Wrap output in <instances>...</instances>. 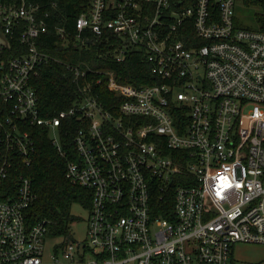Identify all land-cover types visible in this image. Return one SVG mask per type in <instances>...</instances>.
<instances>
[{"label": "built area", "instance_id": "2783aa9c", "mask_svg": "<svg viewBox=\"0 0 264 264\" xmlns=\"http://www.w3.org/2000/svg\"><path fill=\"white\" fill-rule=\"evenodd\" d=\"M238 2L88 0L77 40L107 41L101 57L117 63L140 55L149 82L69 66L77 95L46 118L33 82L51 60L38 46L48 14L0 0V264H233L236 245H264V32L238 25ZM105 84L116 107L94 92ZM64 121L79 124L65 145ZM41 129L66 178L92 193L85 241H63L50 262L45 223L26 221L36 195L22 172ZM155 196L172 201L169 217L154 215Z\"/></svg>", "mask_w": 264, "mask_h": 264}, {"label": "trees", "instance_id": "16d2710c", "mask_svg": "<svg viewBox=\"0 0 264 264\" xmlns=\"http://www.w3.org/2000/svg\"><path fill=\"white\" fill-rule=\"evenodd\" d=\"M42 7L48 14V32L38 40L41 50L51 56V60L33 82L39 98V107L43 117H53L57 112L71 106L77 95V84L69 66L80 70L107 69L114 71L120 83H131L136 86L149 82V69L142 62L140 55H132L124 63H117L110 58H103L112 49L107 41L96 39L92 34H83L86 43L77 40L76 19L88 9V0H29ZM243 4L244 15L252 19V24H243L239 16L236 21L240 27L264 32V0H239ZM57 28L63 29L65 39L57 33ZM10 55L17 52L18 41L10 40ZM84 83V80L80 81ZM99 100L105 107L113 108L120 99L108 91L105 86L94 88ZM72 129L67 133V124ZM74 121H64L61 129L62 142L65 145L72 140L78 127ZM67 148V147H66ZM66 162L53 146L48 129H41L36 139L33 161L29 168L23 169L32 180V188L36 195L26 211V221L29 226L44 222L47 235L62 237L63 241L71 240L70 223L74 221L71 209L74 204H80L87 210L91 207L92 193L78 185L72 184L65 175ZM172 201L164 202L159 197L154 198V215L169 217L165 207L172 212Z\"/></svg>", "mask_w": 264, "mask_h": 264}, {"label": "rangeland", "instance_id": "374dc122", "mask_svg": "<svg viewBox=\"0 0 264 264\" xmlns=\"http://www.w3.org/2000/svg\"><path fill=\"white\" fill-rule=\"evenodd\" d=\"M237 16L243 24H252V19L244 15L243 4L239 1L237 4ZM71 214L75 218L70 223V233L72 241L81 243L87 237V220L89 212L80 204H74L71 209ZM63 243L62 237H46V247L44 260L46 262L52 261L51 255L54 253L56 247H60ZM61 261L64 258L60 255L58 257ZM233 264H264V245L261 244H238L233 249Z\"/></svg>", "mask_w": 264, "mask_h": 264}, {"label": "water", "instance_id": "95a60500", "mask_svg": "<svg viewBox=\"0 0 264 264\" xmlns=\"http://www.w3.org/2000/svg\"><path fill=\"white\" fill-rule=\"evenodd\" d=\"M0 41H1L2 43H4L5 46L8 47V41H7L6 37H5L4 34H3L2 26H1V22H0Z\"/></svg>", "mask_w": 264, "mask_h": 264}]
</instances>
